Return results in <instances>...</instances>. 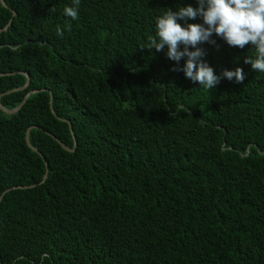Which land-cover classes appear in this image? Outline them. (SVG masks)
Instances as JSON below:
<instances>
[{
    "label": "trees",
    "instance_id": "16d2710c",
    "mask_svg": "<svg viewBox=\"0 0 264 264\" xmlns=\"http://www.w3.org/2000/svg\"><path fill=\"white\" fill-rule=\"evenodd\" d=\"M4 3L0 102L35 92L0 109V264H264L254 49L199 45L217 75L245 73L209 91L166 47H140L157 15L196 0H80L76 20L72 0Z\"/></svg>",
    "mask_w": 264,
    "mask_h": 264
},
{
    "label": "clouds",
    "instance_id": "9594fccd",
    "mask_svg": "<svg viewBox=\"0 0 264 264\" xmlns=\"http://www.w3.org/2000/svg\"><path fill=\"white\" fill-rule=\"evenodd\" d=\"M79 7L80 0H72L71 6L63 8V15L76 20ZM197 18L202 22H190ZM66 27L70 30V25ZM56 34L63 36L59 25ZM214 35L230 47L243 49L251 46L255 55H246L244 63L255 71L264 72V0H196V7L187 4L178 6L176 10L166 8L155 17V35L149 36L147 45L140 47L150 52L152 49L163 51L166 47V56L170 60L177 64L184 60L182 66L173 70L182 71L187 79L209 91L221 78L242 83L245 73L241 67L224 69L217 75L202 59L205 52L199 45L208 43L218 47ZM16 50L15 47L11 48L13 52Z\"/></svg>",
    "mask_w": 264,
    "mask_h": 264
},
{
    "label": "water",
    "instance_id": "95a60500",
    "mask_svg": "<svg viewBox=\"0 0 264 264\" xmlns=\"http://www.w3.org/2000/svg\"><path fill=\"white\" fill-rule=\"evenodd\" d=\"M0 2H1V4H2L3 6H5L4 0H0ZM12 14L14 15L15 12L13 11ZM24 74L26 75V83H25L24 86H22V87H20V88H17V89H22V88H24L25 86H27L28 83H29V74H28V73H24ZM8 92H9V91H8ZM8 92H7V93H8ZM32 92H35V91L33 90V91L28 92V93L25 95V97L23 98L22 102H21L20 104H18L15 108H12V109H7V108H5V107L1 104V102H0V109H1L4 113H6V114H13V113H16V112L20 109V107L22 106V104L25 102V100H26V98L28 97V95H29L30 93H32ZM50 97H51V95H50ZM51 111L53 112L52 107H51ZM62 120L67 121V120H65V119H62ZM67 122H68V124H69L70 131H71V133L73 134L71 123H70L69 121H67ZM29 129H30V127L26 130V134H25V140H26V143H27V145H28L32 150L36 151V152L42 157V159H44V157L42 156V154H41L38 150H36L35 148H33V147L31 146V144H30V142H29V137H28ZM55 140L58 141L56 138H55ZM58 143H59V144L65 149V150H68V151L73 150V149L68 148L67 146H65L64 144H62V143L59 142V141H58ZM44 162H45V166H46V171H45V173H44L43 178H46V176H47V165H48V164H47V162H46L45 160H44ZM31 186H33V185H31ZM31 186H28V187H31ZM23 187H25V186H23ZM26 187H27V186H26ZM6 191H7V190H4V191L2 192V194L0 195V199H1V196H2Z\"/></svg>",
    "mask_w": 264,
    "mask_h": 264
}]
</instances>
